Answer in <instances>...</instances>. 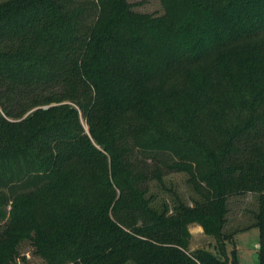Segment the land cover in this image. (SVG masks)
Masks as SVG:
<instances>
[{
    "label": "trees",
    "instance_id": "16d2710c",
    "mask_svg": "<svg viewBox=\"0 0 264 264\" xmlns=\"http://www.w3.org/2000/svg\"><path fill=\"white\" fill-rule=\"evenodd\" d=\"M159 1H0V264H239L247 193L264 264V0Z\"/></svg>",
    "mask_w": 264,
    "mask_h": 264
},
{
    "label": "rangeland",
    "instance_id": "374dc122",
    "mask_svg": "<svg viewBox=\"0 0 264 264\" xmlns=\"http://www.w3.org/2000/svg\"><path fill=\"white\" fill-rule=\"evenodd\" d=\"M128 2L131 3L133 10L138 12L154 15L163 13V8L159 0H128ZM187 177V174L184 172H173L168 174L164 181L165 186L175 190L184 201L190 202V197L193 192L187 183ZM152 190L158 194L159 198H169V194L165 190L158 188L155 184L152 185ZM257 205L256 193L233 196L228 201L229 213L227 216L228 222L226 230L234 232L233 239L239 264H258L259 230L253 225L254 218L252 215L257 209ZM232 247L231 244H228L227 251L229 252ZM189 248L191 250L207 249L215 253L214 239L202 231H192ZM19 253L20 256L17 258L15 264H45L42 258L33 253V247L28 241L21 243Z\"/></svg>",
    "mask_w": 264,
    "mask_h": 264
},
{
    "label": "crops",
    "instance_id": "0c3cea01",
    "mask_svg": "<svg viewBox=\"0 0 264 264\" xmlns=\"http://www.w3.org/2000/svg\"><path fill=\"white\" fill-rule=\"evenodd\" d=\"M192 229V230H191ZM190 231L192 232V231H202V228L200 227V226H198V225H193V226H191L190 227ZM190 232V233H191ZM203 232V231H202Z\"/></svg>",
    "mask_w": 264,
    "mask_h": 264
}]
</instances>
